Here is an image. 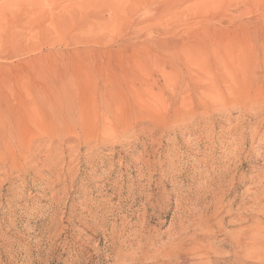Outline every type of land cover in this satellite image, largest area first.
I'll return each instance as SVG.
<instances>
[{
	"label": "rangeland",
	"instance_id": "374dc122",
	"mask_svg": "<svg viewBox=\"0 0 264 264\" xmlns=\"http://www.w3.org/2000/svg\"><path fill=\"white\" fill-rule=\"evenodd\" d=\"M256 221L264 0H0V264H264Z\"/></svg>",
	"mask_w": 264,
	"mask_h": 264
},
{
	"label": "bare ground",
	"instance_id": "6f19581e",
	"mask_svg": "<svg viewBox=\"0 0 264 264\" xmlns=\"http://www.w3.org/2000/svg\"><path fill=\"white\" fill-rule=\"evenodd\" d=\"M240 215V214H239ZM238 218V217H237ZM239 218H240V216H239ZM240 219H242V218H240ZM258 219H260V218H258ZM255 220V219H254ZM256 220H257V218H256ZM144 221V220H143ZM239 222H240V220H239ZM237 223H238V221H237ZM262 223V222H261ZM139 225H140V229H138V233L140 234V236L139 237H141V238H143V239H146V240H149L150 241V239H148L146 236H144L143 235V233H144V231H142V224L141 223H138ZM145 224V223H144ZM144 224H143V227H144ZM241 224V223H240ZM182 225V224H181ZM251 225V224H250ZM241 226V225H240ZM264 225L262 224H260V222L259 221H256V222H254L253 223V226L251 227V229H249V231H248V235L246 236L247 237V242H245V243H242V242H240L239 241V239H236L237 237V234H235L234 236L236 237L235 239H234V243H232L233 244V246H237L238 247V249H242L243 250V252L244 253H246V254H244V253H242L241 251H238V256H237V254H236V256L237 257H239V258H237V259H240L241 258V254H244L245 256H246V258H249V259H251V260H256V261H264V244H263V242H264V235L262 234V231H264V230H261V228H264L263 227ZM241 227H243L244 228V226H241ZM183 227H181V229H182ZM146 229V228H145ZM144 229V230H145ZM238 229V228H237ZM206 230V232H207V229H205ZM243 231H244V229H242ZM241 230V231H242ZM149 231V230H148ZM143 232V233H142ZM147 232V231H146ZM205 232V231H204ZM238 232H239V229H238ZM241 234H242V232H241ZM148 235V234H147ZM193 236H195L194 234H193ZM193 236H191V238H193ZM231 236V235H230ZM232 237V236H231ZM138 238V237H137ZM150 238V237H149ZM190 238V239H191ZM242 239V238H241ZM142 240V239H141ZM233 240V239H232ZM143 241V240H142ZM148 241V242H149ZM153 241H155V240H153ZM172 241V240H171ZM194 241V240H193ZM193 241H192V244H193ZM202 241V240H201ZM144 242H146L145 240H144ZM143 242V243H144ZM199 242V241H198ZM152 243V242H151ZM174 243H176V242H174ZM203 243V242H202ZM206 243V242H205ZM145 244V243H144ZM143 244V245H144ZM150 244V243H149ZM154 244V243H153ZM172 244H173V241H172ZM178 244V243H177ZM176 244V245H177ZM191 244V245H192ZM207 244H208V242H207ZM235 244V245H234ZM245 244H246V247H245ZM152 245V244H151ZM200 244L199 243H197L196 242V247L197 248H201L200 246H199ZM206 246H208V245H205V247ZM235 246V247H236ZM145 247V246H144ZM149 247V246H148ZM164 247V246H163ZM211 246H209L208 248H210ZM234 247V248H235ZM171 248H172V246H171ZM174 248H176V247H174ZM174 248L173 249H171V250H173V253H175L174 252ZM136 249V248H135ZM148 248H147V246H146V249L145 250H143V248L141 249V251L142 252H147L148 250H147ZM166 249V248H165ZM169 249V248H168ZM168 249H166V251L165 250H163V251H165V253L163 254V256H164V258H166V256H167V258H169L170 257V252H169V250ZM177 249V248H176ZM193 250H196L195 249V247H193L192 248ZM207 249V248H206ZM211 249V248H210ZM244 249H245V251H244ZM147 250V251H146ZM153 250V249H152ZM151 250V251H152ZM157 250V251H156ZM158 250L159 249H155V251H156V253H158ZM198 250H200V249H198ZM208 250V249H207ZM135 252V251H134ZM133 252V253H134ZM154 252V251H153ZM200 252V251H199ZM204 252V251H203ZM149 253V252H148ZM155 253V252H154ZM237 253V252H236ZM132 254V253H131ZM136 254V253H135ZM145 254H147V253H145ZM151 254H152V252H151ZM211 254H212V251H211ZM149 255H150V253H149ZM155 255H157V254H155ZM243 255V256H244ZM133 256V255H132ZM141 256V255H140ZM146 256V255H145ZM177 256H178V254H177ZM242 256V257H243ZM245 256H244V258H245ZM147 258L146 259H148V255L146 256ZM151 256H149V258H150ZM173 257V256H172ZM175 257V259H177L176 258V256H174ZM206 257V256H205ZM137 258V257H136ZM135 258V256H134V259H136ZM156 258V257H155ZM161 258H163V257H161ZM166 258V259H167ZM179 258V257H178ZM245 258V259H246ZM142 259V258H141ZM145 259V260H146ZM173 259V258H172ZM243 259V258H242ZM242 259H240V260H242ZM168 260V259H167ZM229 260V259H228ZM232 260H233V258H232ZM231 260V261H232ZM159 261V260H158ZM157 261V262H158ZM166 261V260H165ZM169 261V260H168ZM230 261V262H231ZM235 261H236V259H235ZM235 261H232L233 263L235 262ZM243 261V260H242ZM138 262V261H137ZM141 262V260L139 261V263ZM174 262V263H173ZM228 262V261H227ZM240 262V261H239ZM244 262V261H243ZM150 263H152L151 261H150ZM161 264H166V263H161ZM167 264H181V260L178 262L177 260H175V261H171V262H168ZM230 264H232V263H230ZM235 264V263H234ZM239 264V263H238Z\"/></svg>",
	"mask_w": 264,
	"mask_h": 264
}]
</instances>
